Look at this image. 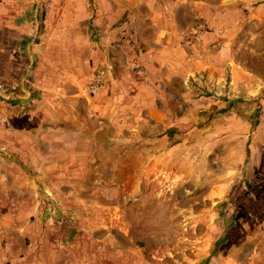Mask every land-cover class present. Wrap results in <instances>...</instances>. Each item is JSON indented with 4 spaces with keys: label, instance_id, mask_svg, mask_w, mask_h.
Wrapping results in <instances>:
<instances>
[{
    "label": "rangeland",
    "instance_id": "rangeland-1",
    "mask_svg": "<svg viewBox=\"0 0 264 264\" xmlns=\"http://www.w3.org/2000/svg\"><path fill=\"white\" fill-rule=\"evenodd\" d=\"M1 88L0 264H264V0H0Z\"/></svg>",
    "mask_w": 264,
    "mask_h": 264
},
{
    "label": "crops",
    "instance_id": "crops-1",
    "mask_svg": "<svg viewBox=\"0 0 264 264\" xmlns=\"http://www.w3.org/2000/svg\"><path fill=\"white\" fill-rule=\"evenodd\" d=\"M13 90H10L9 92L11 93V96H12V93H18V91L16 90V92H12ZM8 95H4V94H0V98H2L4 100V102H6L7 100H9L11 98L10 97H7ZM11 126V129L15 130V128H13V124H10ZM0 159L3 161V163L7 164V165H11V164H16L18 159H12V158H9V157H6V156H1Z\"/></svg>",
    "mask_w": 264,
    "mask_h": 264
},
{
    "label": "built area",
    "instance_id": "built-area-1",
    "mask_svg": "<svg viewBox=\"0 0 264 264\" xmlns=\"http://www.w3.org/2000/svg\"><path fill=\"white\" fill-rule=\"evenodd\" d=\"M0 94L8 95V92L5 88H1Z\"/></svg>",
    "mask_w": 264,
    "mask_h": 264
}]
</instances>
